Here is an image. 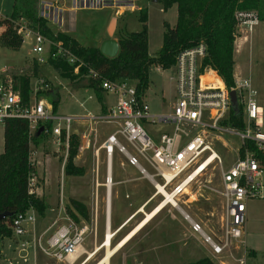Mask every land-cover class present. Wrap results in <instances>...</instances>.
<instances>
[{
  "label": "rangeland",
  "instance_id": "obj_1",
  "mask_svg": "<svg viewBox=\"0 0 264 264\" xmlns=\"http://www.w3.org/2000/svg\"><path fill=\"white\" fill-rule=\"evenodd\" d=\"M13 2L14 0H0V12L3 15H12ZM139 3L141 11L147 14L149 53L156 55L163 43L164 22L170 26L175 25L177 8L174 5L164 11L162 3L154 0H140ZM70 6L67 1L65 5L62 1L59 2V7L63 9L62 25L52 22H49V25L54 32L64 31L84 45L100 47L106 39L128 37L130 33L140 31L142 28V22L139 20L140 11L128 12L122 17H116L113 9L74 10ZM248 37L242 56L235 51L234 76L241 82H249L250 87L243 88L242 94L245 102L249 98L256 99L261 109L257 122L264 129V21L258 20ZM32 44L31 39L25 38L18 50L0 47V69L16 68L23 69L27 74L32 73L36 59L40 56L45 59L47 57L46 53L42 55L34 53ZM36 68L37 75L44 76L50 82L52 89L59 94L58 114L97 115L104 105L111 107L117 103L116 93L104 91L102 98L99 99L93 89L79 88L71 84L68 79L59 75L49 62L40 64ZM175 73L174 67L163 70L152 66L149 69L150 84L147 95L151 107L164 113L171 111L176 101ZM34 83L35 78L32 80V84ZM95 125L98 137L96 146H98L114 131L116 125L112 123ZM77 130L81 132L80 128ZM220 137L221 141L213 140V147L220 156L221 162L211 163L187 186V191L176 197L178 204L188 216L216 242H221L223 233L221 226L225 203L222 195V172L238 158L241 146L240 138L234 134L223 132L220 133ZM3 149L4 125L0 123V153ZM37 151L34 162L41 161L39 169L42 174L38 175L40 179L38 186H42L46 177L44 194L46 201L50 203L46 216L52 219L60 212L58 201L63 184L62 195L66 209L69 206V198L72 197L82 202L89 214V219L83 220L81 213L74 209L70 210L81 222L85 221L89 226L84 240V247L88 253L93 252L98 245V250L86 264L98 263L105 255L103 244L107 231L108 193L105 186L107 183L105 151L101 152L99 163L95 161L93 149L88 150L82 157L77 156L76 163L84 168V174L80 176H66L62 168L63 154L57 151V145L49 136L40 141ZM112 159L110 226L111 234L113 236L116 234L115 237L111 236L113 246L145 217L146 212L151 211L164 198L161 194L155 195L157 189L154 184L141 173L139 168L131 165L123 153L116 149ZM148 169L152 172L149 167ZM157 179L160 184L163 183V179ZM152 197L153 199L144 209L145 213L138 212V215H134L138 208ZM41 219L42 216L37 214V220ZM3 241L2 250L5 255H0V264L10 256L8 252L13 245L9 238ZM242 242L243 244L239 245L233 242L221 255L213 256L210 254V245L203 235L195 232L191 222L177 208L168 204L119 250L110 264H186L206 255H209L208 257H211L216 264H221V261L225 264H238L236 259L243 257L246 264H264V198H250L247 201ZM86 257L87 254L83 255L76 264L85 262ZM40 259L47 260L49 264H67L42 254ZM14 261L22 264L16 258ZM27 264L33 263L30 261Z\"/></svg>",
  "mask_w": 264,
  "mask_h": 264
},
{
  "label": "built area",
  "instance_id": "obj_2",
  "mask_svg": "<svg viewBox=\"0 0 264 264\" xmlns=\"http://www.w3.org/2000/svg\"><path fill=\"white\" fill-rule=\"evenodd\" d=\"M71 4V9H113L116 17H122L128 12L141 11L140 0H37L39 16L49 22L62 25L63 9L59 2ZM236 17L239 26L250 32L257 24L255 11L238 12ZM240 28V27H239ZM8 29L15 31L22 40L31 39L32 51L36 54H47L36 59L37 63L45 64L48 58L57 59L62 55L69 64L74 65V72L84 65L83 61L61 41H52L39 28L32 27L27 19H14L11 15L0 12V36ZM55 48L52 51V48ZM205 46H198L181 51L176 59V102L167 113H154L150 103L139 94L135 84L129 80H103L104 91L118 95L116 105L107 112L98 115L86 114L82 119L71 115H61L54 111L52 102L41 92L52 90L50 82L39 75L32 84L30 99L24 103L21 93L14 88V76L23 75V69H0V123L7 118H21L29 122L30 134V162H34L38 151L32 143L33 136L43 128L42 134L52 138L57 145V151L63 154L62 168L65 169L70 152L71 137L76 122H86L88 129L81 135V142L77 148V156H83L87 150L93 149L96 161L100 151L104 149L107 159L113 158L115 150L123 153L128 162L140 169L143 175L149 176L152 182L159 183L168 192L179 195L184 192L183 184L192 173L212 156L213 160L221 158L213 147V140L221 141L220 133L234 134L241 140L244 147L243 154L238 155L235 162L222 172L224 197V216L222 218V239L216 242L204 233L202 227L192 221L195 232L201 233L211 247L213 256L217 257L233 242L243 244L242 237L246 223V203L250 198H264V160L249 148L248 143L264 153V129L257 122L261 109L255 98L246 102L242 89L250 87L249 82L235 79V87L227 89L222 79L207 80L203 67ZM215 72V71H213ZM216 73V72H215ZM93 77L97 73L90 70ZM217 74V73H216ZM235 90L239 107L243 109L244 128L231 127L224 122L234 112L230 102L229 92ZM97 123L116 124L117 128L98 146ZM40 133V134H41ZM240 146V147H241ZM210 165V164H209ZM208 165V166H209ZM147 166V167H146ZM148 167L152 170L149 171ZM168 174H171L170 180ZM38 173L29 179V186L38 187ZM155 186V185H154ZM61 193L58 201L62 222H51L42 229H37V212L30 209L18 213L9 226L13 236L22 249L32 245L45 256L59 262L76 264L88 251L84 247V240L89 230L85 221L78 222L71 218L64 205ZM156 187V186H155ZM169 189V190H168ZM177 197V196H176ZM189 217V216H188ZM85 259V260H86ZM238 264H246L245 257L236 259ZM225 264L224 261L220 262Z\"/></svg>",
  "mask_w": 264,
  "mask_h": 264
},
{
  "label": "trees",
  "instance_id": "obj_3",
  "mask_svg": "<svg viewBox=\"0 0 264 264\" xmlns=\"http://www.w3.org/2000/svg\"><path fill=\"white\" fill-rule=\"evenodd\" d=\"M162 3L164 11L170 7L177 8V21L174 26L164 22V37L160 50L156 55L149 53V30L147 14L139 13L142 22L140 31L132 32L128 37L118 38L119 53L115 57L104 55L100 47L84 45L77 38L59 31L54 32L49 21L39 16L37 0H14L12 17L25 18L32 27L40 31L50 40L61 41L63 46L77 55L84 63L79 73L74 72V65L69 64L62 55L57 59L48 58L53 69L71 84L79 88H91L99 99L104 89L103 80H129L135 84L139 94L146 97L149 89V69L157 66L163 70L174 66L178 54L186 49L203 44L205 57L203 67L215 71L222 79L227 89L235 87V40L239 21L238 12L255 11L259 21H264V0H157ZM23 44L22 38L14 30L8 29L0 36V47L18 50ZM55 48H52L54 51ZM37 66L32 73L14 76V88L18 89L24 103L30 99L32 80L37 75ZM90 70L97 73V77L90 74ZM210 71V70H209ZM210 71L218 80L219 77ZM52 102L57 112L59 94L53 89L41 92ZM108 111V110H107ZM106 111V112H107ZM231 127L244 128L243 109L240 105L238 112H231L228 120L224 122ZM4 149L0 153V214L7 212L8 216L0 220V255L2 254V241L11 238L13 232L9 226L12 219L20 212L35 209L39 216H44L48 209L45 200L38 196L36 187L29 186V179L37 175V168L30 162V134L29 122L21 118H7L4 122ZM45 138L41 133L33 136L32 143L40 145ZM80 137L74 133L71 137L70 152L64 172L66 176H80L84 168L79 166L75 159ZM249 148L264 160V153L259 151L253 143ZM244 147L239 148V155L243 154ZM40 182V179H39ZM77 210L83 215V220L89 219L82 202L70 197L66 209L68 215L81 222L70 212ZM186 264H216L210 257H201Z\"/></svg>",
  "mask_w": 264,
  "mask_h": 264
},
{
  "label": "crops",
  "instance_id": "obj_4",
  "mask_svg": "<svg viewBox=\"0 0 264 264\" xmlns=\"http://www.w3.org/2000/svg\"><path fill=\"white\" fill-rule=\"evenodd\" d=\"M176 24V23H175ZM59 26H61V25H59ZM62 32H64V31H62ZM66 33V32H65ZM241 35H243V33H241ZM249 35V34H248ZM250 37V36H249ZM249 37L247 38V39H244L243 37H237L236 38V40H235V51H236V53L238 54V55H241L242 56V54L245 52V47H246V44H247V40H249ZM115 39H118L117 37H115ZM218 75V74H217ZM176 78H174V81H175V97H176V80H175ZM146 100L149 102V100H148V95H147V93H146ZM176 102V101H175ZM174 105H175V103H174ZM173 105V106H174ZM112 107V106H111ZM110 106H107V105H104L103 107H102V109H101V112L99 113V114H101V113H105L108 109H110L111 108ZM173 108V107H172ZM151 109H152V111L154 112V113H164L162 110H159V109H156V108H153V107H151ZM98 115V114H97ZM86 116V114L85 115H82V116H74V117H76V118H80V119H82V118H84ZM116 125V124H115ZM75 130H76V133L79 135V137H80V142H81V135L88 129V124L86 123V122H76L75 123ZM77 128L79 129H81V132H78V130H77ZM116 128H117V126L115 127V129H114V131L116 130ZM111 134V133H110ZM107 138V137H106ZM105 138V139H106ZM104 139V140H105ZM104 140H102V141H104ZM101 141V142H102ZM80 144V143H79ZM39 147V146H38ZM37 147V148H38ZM104 149H101V151H100V155H101V152L103 151ZM105 151V150H104ZM88 152V150L85 152V154ZM84 154V155H85ZM93 154H94V152H93ZM83 155V156H84ZM105 156H106V152H105ZM82 157V156H81ZM94 158H95V155H94ZM100 159H101V157L99 156V160L98 161H96V158H95V161H96V163L98 162L99 163V161H100ZM106 160H107V180H108V178L110 177L111 178V176L113 175L112 174V169H113V167H112V165H113V163H112V161H113V159L112 160H108L107 159V156H106ZM41 161L39 160V162L36 164V168H37V173H38V175H40L41 173H40V169H39V165L41 164L40 163ZM98 172V174H99V170L97 171ZM42 175V174H41ZM145 176V175H144ZM146 178H148L149 179V177H147V176H145ZM150 180V179H149ZM151 181V180H150ZM111 182H112V185H113V181L111 180ZM45 185H46V177H44V180H43V183H42V186H38L37 187V189H36V193H37V195L38 196H40V197H42L44 200H45V202L48 204V206L50 205V203L49 202H47L46 201V195L44 194V188H45ZM105 186L107 187V193L109 192L110 193V196H111V189H112V186H111V188H108V186L105 184ZM49 187V186H48ZM43 189V190H42ZM44 194V195H43ZM156 195V194H155ZM158 195V194H157ZM153 199V197L152 198H150V199H148V201H146L144 204H142L139 208H138V210H137V212L136 213H134V215H136L138 212L140 213V212H142V211H139L140 210V208H143V209H145L146 207H147V205L149 204V202L151 201ZM110 200H111V198H110ZM110 207H111V203H110V205H109V213H108V207H107V219L109 218V220H107V221H109V228H108V232L106 231V235H105V242H104V247H105V243H106V241L107 240H109V243H110V245L112 246V242H111V238L112 237H115L116 236V234L113 236V234H111L112 235V237L111 238H107V234L108 233H111V226H110ZM48 210V209H47ZM46 210V211H47ZM183 210V209H182ZM184 211V210H183ZM144 212V211H143ZM150 212V211H149ZM185 212V211H184ZM185 214H187L186 212H185ZM138 215V214H137ZM48 216V215H47ZM46 216V213H45V215L42 217V219L41 220H37V229H42V228H44V227H46L47 225H49L51 222H53V221H55V220H59V223H61L62 222V218H61V214H59V213H57V215L55 216V218H52V219H50V218H48ZM132 216V215H131ZM130 216V217H131ZM129 217V218H130ZM190 217V216H189ZM128 218V219H129ZM127 219V220H128ZM126 220V221H127ZM107 221H106V229H107ZM125 221V222H126ZM193 221V220H192ZM192 221H190L191 222V225H192ZM124 224V223H123ZM123 224H121V226L123 225ZM127 225V224H126ZM119 228V227H118ZM117 228V229H118ZM10 239V241L13 243V245H12V247H11V250H10V252H8L9 253V257L8 258H6L5 260H4V263L3 264H19V263H17V262H15L14 261V259L16 258V259H18L19 261H21V263L22 264H27V263H29L30 261L33 263V264H49L48 263V261L47 260H41L40 259V254H42L41 252H39V251H37V250H34V248H33V246L32 245H30V246H28V247H26L25 249H22L21 247H20V245H19V243H17V239H15L14 238V236H12L11 238H9ZM4 242V241H3ZM2 242V243H3ZM4 244V243H3ZM2 244V245H3ZM126 245V244H125ZM124 245V246H125ZM114 246V245H113ZM123 246V247H124ZM122 247V248H123ZM96 248H97V250H98V245L96 246ZM121 249V248H120ZM119 249V250H120ZM210 249H211V247H210ZM96 250V251H97ZM119 250L111 257V259H110V262H111V260L114 258V256H116L117 254H118V252H119ZM94 251V250H93ZM95 251V252H96ZM210 251V250H209ZM94 252V253H95ZM93 253V254H94ZM210 254H212L213 255V253H212V250L210 251ZM1 255H5V253H4V251L2 250V254ZM42 255H44V254H42ZM207 256V255H206ZM209 256V255H208ZM207 256V257H208ZM201 258V257H200ZM211 258V257H210ZM91 259V258H90ZM90 259H87L85 262H83L82 264H86ZM212 259V258H211ZM68 264V263H67ZM110 264V263H109Z\"/></svg>",
  "mask_w": 264,
  "mask_h": 264
},
{
  "label": "bare ground",
  "instance_id": "obj_5",
  "mask_svg": "<svg viewBox=\"0 0 264 264\" xmlns=\"http://www.w3.org/2000/svg\"><path fill=\"white\" fill-rule=\"evenodd\" d=\"M238 32L243 33V35L238 34ZM248 34H250V31L246 28L240 27L237 29V37H243L244 39L248 38ZM204 77L207 80H212V79H217L215 76H213L211 74V72L206 69L204 71ZM212 156L208 161H206L205 163H203L198 169H196L191 177L186 180V182L183 184V186H187L186 184L191 183L201 172H203L209 164H211V161L213 160ZM147 176V175H145ZM149 177V176H147ZM171 174H168V179L170 180ZM150 180H152L149 177ZM152 182V181H151ZM153 183V182H152ZM154 184V183H153ZM106 185L108 186V188H111L112 186V182H111V178L109 177L107 180ZM156 187V195L157 194H161L163 196V200L157 205L155 206L150 212H144L145 213V217L133 228L131 229L124 237H122L114 246H111L109 243V240L106 241L105 243V255L104 257L99 260L98 263L96 264H109L110 263V259L111 257L120 249L122 248L125 244H127L143 227H145L155 216H157L162 210L163 208H165V206H167L168 204L172 205L173 207L177 208L186 219H188L189 221H192V219L190 217H188V214H185V212L182 210L181 206L178 204L177 200H176V194L170 193L167 191V189L165 188V186H163L160 183H155L154 184ZM187 191V188H184V192ZM181 194V193H180ZM111 203L110 200V193L108 192L107 195V207H108V213H109V205ZM139 211H144L143 208H140ZM109 220V218L107 219ZM108 228H109V221H107V232H108ZM111 233L107 234V238H111ZM97 250V248L95 247L93 252H89L88 258L90 259L93 256V253Z\"/></svg>",
  "mask_w": 264,
  "mask_h": 264
},
{
  "label": "water",
  "instance_id": "obj_6",
  "mask_svg": "<svg viewBox=\"0 0 264 264\" xmlns=\"http://www.w3.org/2000/svg\"><path fill=\"white\" fill-rule=\"evenodd\" d=\"M157 1V0H154ZM100 50L101 52L106 55L107 57H115L119 53V42L118 39H106L100 44ZM230 96V102L232 105V109L234 112L239 111V102H238V96L235 90H231L229 92ZM43 128H40L38 131V135L42 132ZM8 216L7 212H4L0 214V220L5 219Z\"/></svg>",
  "mask_w": 264,
  "mask_h": 264
}]
</instances>
